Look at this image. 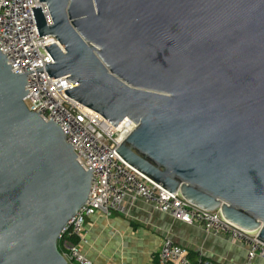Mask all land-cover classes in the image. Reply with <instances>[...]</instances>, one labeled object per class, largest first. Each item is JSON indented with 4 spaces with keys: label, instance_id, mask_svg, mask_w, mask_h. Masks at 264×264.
<instances>
[{
    "label": "water",
    "instance_id": "95a60500",
    "mask_svg": "<svg viewBox=\"0 0 264 264\" xmlns=\"http://www.w3.org/2000/svg\"><path fill=\"white\" fill-rule=\"evenodd\" d=\"M52 78L114 127L115 151L166 191L264 243V0H40ZM27 74L0 51V264H69L59 237L93 174L28 109Z\"/></svg>",
    "mask_w": 264,
    "mask_h": 264
},
{
    "label": "built area",
    "instance_id": "2783aa9c",
    "mask_svg": "<svg viewBox=\"0 0 264 264\" xmlns=\"http://www.w3.org/2000/svg\"><path fill=\"white\" fill-rule=\"evenodd\" d=\"M32 8H41L47 25H52L48 6L40 0H0V51L7 57L14 73L27 74L25 103L46 121H54L73 146L78 163L93 174L89 198L59 237V250L69 264H91L82 255L87 218L101 212L105 217L127 214L126 200L141 199L154 209L176 220L198 225L205 232L223 235L247 247V262L264 259V243L259 231L252 234L225 220L220 210H204L172 194L124 161L115 151L136 128L125 119L114 127L99 113L72 100L65 93L74 86L63 78H52L47 64L53 59L46 46L59 41L38 36ZM61 47V46H60ZM62 48V47H61ZM79 239L73 244L71 239ZM157 264H210L201 254L196 261L189 250L165 239L157 255Z\"/></svg>",
    "mask_w": 264,
    "mask_h": 264
},
{
    "label": "crops",
    "instance_id": "0c3cea01",
    "mask_svg": "<svg viewBox=\"0 0 264 264\" xmlns=\"http://www.w3.org/2000/svg\"><path fill=\"white\" fill-rule=\"evenodd\" d=\"M126 206L125 215L97 212L87 218L80 250L91 264H157L165 239L189 250L193 261L201 254L210 264H249L241 243L176 220L141 199H127ZM250 264H264V259Z\"/></svg>",
    "mask_w": 264,
    "mask_h": 264
},
{
    "label": "trees",
    "instance_id": "16d2710c",
    "mask_svg": "<svg viewBox=\"0 0 264 264\" xmlns=\"http://www.w3.org/2000/svg\"><path fill=\"white\" fill-rule=\"evenodd\" d=\"M71 241H72L73 244H78L79 239L76 238V237H73V238L71 239Z\"/></svg>",
    "mask_w": 264,
    "mask_h": 264
}]
</instances>
